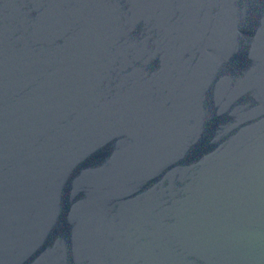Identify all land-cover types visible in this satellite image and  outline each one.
Returning <instances> with one entry per match:
<instances>
[{"label":"water","instance_id":"95a60500","mask_svg":"<svg viewBox=\"0 0 264 264\" xmlns=\"http://www.w3.org/2000/svg\"><path fill=\"white\" fill-rule=\"evenodd\" d=\"M0 264H264V0H0Z\"/></svg>","mask_w":264,"mask_h":264}]
</instances>
